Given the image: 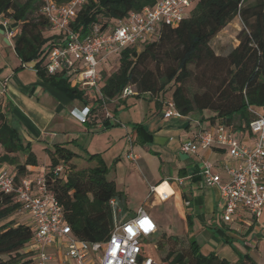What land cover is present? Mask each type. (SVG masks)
Segmentation results:
<instances>
[{"label":"trees","instance_id":"16d2710c","mask_svg":"<svg viewBox=\"0 0 264 264\" xmlns=\"http://www.w3.org/2000/svg\"><path fill=\"white\" fill-rule=\"evenodd\" d=\"M54 1L64 5L70 0ZM158 1L87 0L70 27L81 35L95 25L108 30L130 13L153 7ZM43 6L44 0H0V16L19 25L14 49L21 62H34L39 80L89 109L86 125L102 124L105 129L122 126L113 120L120 104L129 97L139 100L147 95L160 108L172 101L183 116L199 112L208 128L222 124L237 136L251 135L250 123L256 118L251 110L264 114V0H197L178 26L164 25L156 39L140 48L126 46L100 60L98 90L83 88L78 76L66 71L47 72L48 53L62 43V35H47L53 31L42 13ZM238 16L244 25L239 45L227 56L217 55L211 41ZM128 87L134 94L124 97ZM168 93L170 98H164ZM112 104L113 115L109 110ZM133 129L136 143L145 146L153 142L144 125L136 124ZM0 145L6 150L0 156V168L13 165L11 173L17 183L31 178L28 167L38 165L37 156L31 144L24 145L19 130L1 110ZM16 153H24L25 161L11 156ZM48 154L46 182L63 206L72 235L91 243L107 241L114 226L111 200L121 199L123 193L114 180L107 179L106 164L101 159L96 167L78 172L72 162L76 153L70 149L57 144ZM99 155L90 159H100ZM60 166L65 170L57 175ZM20 209L14 194L0 192V264H35L36 252H26L34 228L15 220L3 223ZM157 245L162 248L160 240ZM160 259L173 264H257L249 254L234 263L215 252L204 254L194 237L189 238L185 251L170 250Z\"/></svg>","mask_w":264,"mask_h":264},{"label":"built area","instance_id":"2783aa9c","mask_svg":"<svg viewBox=\"0 0 264 264\" xmlns=\"http://www.w3.org/2000/svg\"><path fill=\"white\" fill-rule=\"evenodd\" d=\"M87 0H70L64 5L54 0H44L42 13L48 18L52 31L62 35V43L54 46L48 53L46 69L49 74L66 71L68 75H77L83 88L98 90L101 77L97 71L100 60L126 46L140 48L143 44L157 38L162 26H178L185 20L197 0H159L153 7L141 12H132L123 20L113 24L108 30L95 25L86 35L71 29L78 10ZM1 23L7 37L15 39L19 28L12 26L10 18L2 17ZM134 94L132 87L124 91V97ZM255 119L250 123V132L254 139L249 143L231 133L222 124L204 130L196 140H187L181 146V152L195 155L200 149H221L236 160V165L225 166L228 180L223 181L213 172V163L205 161L201 172L203 183L208 187H217L223 205V221L231 223L240 211H248L255 218L264 212V114L251 110ZM74 115V111L72 112ZM76 116L83 123L89 109ZM172 101L166 103L164 119L181 118ZM131 161L139 157L130 153ZM62 166L55 174L63 173ZM180 184L183 183L179 179ZM0 192L14 194L21 205V211L29 214L35 223L32 245L40 252L35 264H48L53 256L46 249L54 246L61 238H66L65 254L76 264H173L147 255L144 246L152 245L159 250L155 241L158 234L156 221L143 207L136 214L122 222L117 221L118 206L116 199L111 200L114 214V226L109 239L105 242L91 243L72 235L65 222L64 209L54 193L49 189L45 173L35 179L24 178L18 183L8 169L0 170ZM157 193L156 187L152 193ZM160 200L168 196L159 195ZM189 203H187V206Z\"/></svg>","mask_w":264,"mask_h":264},{"label":"crops","instance_id":"0c3cea01","mask_svg":"<svg viewBox=\"0 0 264 264\" xmlns=\"http://www.w3.org/2000/svg\"><path fill=\"white\" fill-rule=\"evenodd\" d=\"M1 19L2 16H0V110L10 125L19 130L24 145L31 144L32 151L37 156L38 165L29 166L28 171L31 179H35L47 171L50 164L48 153L53 150L52 147L55 145L65 146L74 153L76 151L72 150L73 146L88 152L97 133L105 130L113 132L115 127L105 129L102 124L95 126L84 124V127L83 122L76 116L83 117L82 112L86 107L77 101L70 100L50 84L39 80L34 69V62L33 64H23L21 62L15 52L14 41L7 37ZM12 26L19 28L16 23H13ZM53 33L51 32V34ZM114 118V121L119 122L116 117ZM172 119L175 120V125L179 127V133L177 134L162 129L154 132L146 130L153 139V142L149 145L156 146L159 150L165 149L164 154L172 159L170 162L172 168L169 174L159 182L151 183L150 192L152 193V188L156 187L157 193H153V197L159 203L164 202L160 200L158 194V189L164 188L165 196L169 197L166 201L173 200L178 216L185 225V231L191 237L196 225L209 237L210 234L207 230L218 234L220 236L218 244L224 242L235 257L233 260H229L222 257L220 253L215 252L220 258H225L234 263L241 259L243 255L249 254L256 261L253 251L259 248L262 241L261 235L264 233V220H262V217L264 212L260 218H255L248 211H240L233 222L223 221L224 202L220 191L217 187L206 186L201 177L204 162L210 161L214 166L213 172L219 174L223 181H227L228 175L225 166L236 165V160L226 150L221 149H200L195 155L183 154L181 152L182 144L187 140H196L204 130L209 128L202 122L201 114L192 115L191 113L188 116ZM77 135H81L82 141H79ZM239 137L249 143L254 141L248 135ZM106 142V145H109L111 139L107 138ZM130 142L135 144L134 139H131ZM146 146L148 144L144 147ZM37 149L47 154L45 156H47L48 162L45 159V162L40 165ZM148 151L158 154L162 163H165L162 156L163 151H154L152 148H149ZM91 153L100 154L101 151L93 148ZM4 154H6V150L0 145V156ZM11 156H16L21 162L26 159L24 153L11 154ZM13 168V165L4 164L0 170L8 169L12 172ZM63 169L65 170L64 167ZM75 169H77L76 165ZM179 179L183 180L182 184L178 182ZM187 203H189L188 206ZM135 214L130 215L128 218ZM218 218H220L219 221ZM12 220L23 224L31 222L35 230V223L31 216L21 210L16 213V218ZM189 221H192V226L189 225ZM65 242L66 238H61L54 246L46 249V252L53 256V261L48 264H76L66 256ZM30 251L36 252L35 258L38 257L40 252L39 248L32 244L26 250V252ZM202 252L208 254L204 250Z\"/></svg>","mask_w":264,"mask_h":264},{"label":"rangeland","instance_id":"374dc122","mask_svg":"<svg viewBox=\"0 0 264 264\" xmlns=\"http://www.w3.org/2000/svg\"><path fill=\"white\" fill-rule=\"evenodd\" d=\"M244 29L241 18L236 17L222 32L215 37L210 46L217 55L227 56L234 48L239 45V34ZM47 35H51L48 33ZM30 64H33L30 63ZM194 68V66H192ZM171 93H168L164 98L169 99ZM117 102L116 104H118ZM115 104L109 106L110 113L113 115ZM166 105L162 108L158 107L156 100H151L150 96L136 100L134 97H129L124 103L120 104L116 112V118L122 126L115 127L113 132L107 130L96 134L93 139L91 149L87 152L80 148L74 147L76 155L72 158V162L77 166V171L89 170L92 167L99 165L100 160L106 164V177L108 180H114L117 189L123 193L121 199H116L118 209L117 221L122 222L130 215L135 214L139 208L146 209L150 216L156 221L159 226V232L156 235L154 242L161 241L162 248L155 250L152 245L144 246L147 255L153 258H162L166 256L168 251H185L189 245V233L185 231V225L179 218L178 212L174 207L173 200L158 202L153 193L150 192V184L159 182L164 176L169 174L171 170V160L164 154V150H159L156 146L148 145L146 147L139 143L132 144L131 139L137 140L134 133L136 124H142L148 132L155 130H169L173 134L179 133L178 126L175 125V120L164 119V111ZM192 115H200L199 112H194ZM205 116L209 113L205 112ZM82 125L85 127L84 123ZM124 126V128H123ZM79 141H82L81 135H77ZM107 138L111 139V143L106 145ZM87 139V137H86ZM93 148L101 151L100 159L91 160ZM152 148L154 151H163L162 163L158 154L149 152ZM54 149V147H52ZM130 153L139 157V160L134 162L129 158ZM37 154L40 157V165L43 162H48L47 155L44 151L37 149ZM120 158V159H119ZM158 194L165 196L164 188L158 189ZM16 218V214H12L3 223ZM220 218H218L219 221ZM264 220V216L262 217ZM33 227L31 222H28ZM207 230V229H205ZM210 237L206 235L197 225L193 229L192 237L195 238L201 251L218 252L222 257L233 260L235 257L231 254L230 248L224 243L218 244L220 236L207 230ZM165 234V236H163ZM262 241L259 248L254 250L257 264H264V233L261 235ZM172 238V239H169Z\"/></svg>","mask_w":264,"mask_h":264}]
</instances>
